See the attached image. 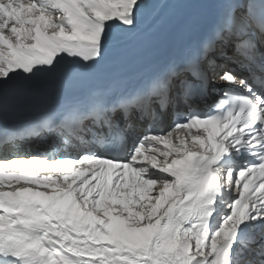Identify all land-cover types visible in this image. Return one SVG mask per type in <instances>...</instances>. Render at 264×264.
<instances>
[{"label":"snow or ice","instance_id":"obj_1","mask_svg":"<svg viewBox=\"0 0 264 264\" xmlns=\"http://www.w3.org/2000/svg\"><path fill=\"white\" fill-rule=\"evenodd\" d=\"M224 2L235 7L203 49L231 45L247 75L189 57L131 94L0 126V149L41 138L53 149L0 160V264H264V0ZM145 7L0 0V125L7 94L65 63L103 65ZM213 84L225 87L201 110ZM134 118L147 127L130 145ZM37 164L60 175L24 172ZM6 178L50 191H5Z\"/></svg>","mask_w":264,"mask_h":264},{"label":"bare ground","instance_id":"obj_2","mask_svg":"<svg viewBox=\"0 0 264 264\" xmlns=\"http://www.w3.org/2000/svg\"><path fill=\"white\" fill-rule=\"evenodd\" d=\"M188 1L191 0H159L157 2L145 0L146 8L150 9L147 22L139 32L125 34L121 40L115 42L104 64L120 62L122 59L141 51L147 45L162 40L168 25L173 23L178 17L180 5ZM234 55H236L234 48L228 45L226 52L223 50L212 52L209 55V59H215L221 64L236 65L239 61L233 58ZM160 69H162V65ZM169 117L170 114H166V119H169ZM134 120H138L139 132H142L143 121L137 118H134ZM132 138L133 136L130 137V139ZM36 143L37 145H50L51 141L47 140L46 143L42 140Z\"/></svg>","mask_w":264,"mask_h":264},{"label":"rangeland","instance_id":"obj_3","mask_svg":"<svg viewBox=\"0 0 264 264\" xmlns=\"http://www.w3.org/2000/svg\"><path fill=\"white\" fill-rule=\"evenodd\" d=\"M47 143V142H46ZM117 207H119V206H117Z\"/></svg>","mask_w":264,"mask_h":264}]
</instances>
